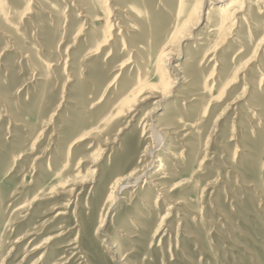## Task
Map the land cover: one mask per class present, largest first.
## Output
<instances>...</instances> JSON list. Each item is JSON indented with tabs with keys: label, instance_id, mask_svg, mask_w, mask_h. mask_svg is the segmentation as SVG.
Segmentation results:
<instances>
[{
	"label": "rangeland",
	"instance_id": "1",
	"mask_svg": "<svg viewBox=\"0 0 264 264\" xmlns=\"http://www.w3.org/2000/svg\"><path fill=\"white\" fill-rule=\"evenodd\" d=\"M57 1L70 18L58 25L45 17L42 9L50 8L40 7V0H17L13 18L22 21L28 35L23 42L26 50L33 39H47L56 25L58 48L45 54L48 60L60 57L57 66L51 65L55 71L51 88L37 79L36 66L24 57L26 50L16 51L0 35V264H264V146L258 144L259 133H253L258 118L253 108L261 100L258 91L264 83V28L251 46L242 45L249 39L248 22L243 31L240 22L227 37L218 38L219 62L209 63L208 69L213 80L217 77L212 94H222V99L213 101L195 131H188L186 120L195 119L191 117L185 119L183 139H166L164 152L171 143L172 148L170 155L157 154L169 161L161 169L160 162L148 163L145 150L153 142L138 124L152 109L151 103L141 105L132 121L121 118L123 129L107 146L106 135L96 133L97 111L90 112L94 107L87 105L89 112H78L80 99L75 94L84 87L77 83L80 77L72 59L80 60L81 35L74 37L78 25L65 29L80 17L70 16L73 6L66 5L67 0ZM205 23L184 47L196 46L195 36L203 33ZM180 57L172 63L184 71L188 67L181 63L187 56ZM230 59L237 67L225 81L223 65ZM176 72L167 65L172 79L178 78ZM183 82L181 77L174 94L191 89ZM46 90L49 101L41 105L39 98ZM90 99L99 101L96 108L103 103ZM174 100L157 107L155 115ZM194 146L200 159L186 163ZM137 169L144 176L127 186L108 209L113 181ZM160 180L163 185L154 186ZM131 190L134 195L129 196Z\"/></svg>",
	"mask_w": 264,
	"mask_h": 264
},
{
	"label": "bare ground",
	"instance_id": "2",
	"mask_svg": "<svg viewBox=\"0 0 264 264\" xmlns=\"http://www.w3.org/2000/svg\"><path fill=\"white\" fill-rule=\"evenodd\" d=\"M40 2H42L40 7L50 8V11L44 8L42 10L47 13L45 17L52 20L56 25L64 22L65 19L68 20V15H65V5L61 4L60 1L40 0ZM15 3L17 0H0V35L6 37L16 51L20 49L24 51L26 50L23 43L24 37H28V35L23 31L24 27L20 23L22 21L13 19L18 11ZM65 4L73 6L70 10V16L76 14L77 17H80L74 23L71 22L65 29V31L71 30L78 25L74 31V37L81 35L77 41V44L81 45L79 52L81 51L82 54H77L80 60L75 62L72 59V68L80 77L77 83L83 84L84 87L83 91L75 94V97L80 99L78 105L81 108L78 112H89V109H85L87 105L94 107L90 112L97 111L98 120L95 125H98L100 131L96 133L100 134V137L106 135L105 139H102L103 145L107 146L108 143H112V137L116 135L115 132L118 133L123 129L120 128L122 124L119 125L121 118H124V122L128 123L139 114L141 105L151 103L152 109L147 111V114L144 113L148 118L146 116V118L141 117L138 124L142 125L144 135L153 142L145 150L150 156L148 163L160 162L161 169L165 167L163 163H169V161L158 159L157 154L170 155L169 151L172 148L171 143L167 148L169 151L164 152L166 139L172 142L176 137L181 136L182 138L185 133L181 134V131L182 128L186 129L187 126L184 123L186 121L192 125L188 126L190 127L188 131H195L196 127L210 112L213 101L222 99V94L219 96L212 94L217 77L213 80L208 69L209 63L216 61V52L220 45L217 41L218 38H224L230 29L240 22L243 25L241 27L243 31L246 22H248L250 27H248L247 37L249 39L242 45L251 46L250 43L254 40L255 34L264 28L261 25L264 21V15L260 12L264 9V0H67ZM202 5L205 6L203 10H201ZM204 21L207 24L205 23L203 26V33L200 36H195L194 43L196 46L193 49L184 47L186 40L196 34V29L198 30ZM56 25L51 28L52 33L47 36V39L39 38L44 40L41 42L33 39L29 49L24 51V57H30L33 65L36 66L37 79L44 82V88L52 87L53 75L55 74L52 66H57L55 63L60 58L54 57L48 60L45 57V54L51 55L58 48L56 43L59 40V31ZM40 43L46 44L49 48L46 49ZM72 43L75 41H71ZM174 50L177 51L176 54ZM182 53L187 56L181 63L188 67L184 71L180 70L179 65L172 63L175 59L182 60L183 58L180 57ZM239 60L237 59V61ZM66 62L65 60L64 63ZM100 63L103 66L96 67ZM167 65L175 72L177 71L175 75L178 78L172 79L166 73ZM214 65L215 63L211 64L213 67ZM223 66H225L224 73L228 75L225 78L227 81L233 76L237 66L235 61L231 59L227 60V64ZM61 68L65 69V64ZM74 70L72 71L73 74L70 75L71 78L75 77ZM68 73L70 74V72ZM182 74L183 76H181ZM180 76L183 78L186 87L191 88L184 95L180 94L184 91L183 89L174 94ZM219 78L220 76H218ZM262 87L258 91V97L261 100L259 99L260 101L253 108L256 111L254 114L259 118L254 121L253 133H259L257 141L261 148L264 146V124H262L264 122H260L264 119V83ZM94 90L97 93L93 96ZM49 92L46 90L40 96L41 105L49 101ZM91 97L103 100V103L96 108L99 101H92ZM172 97L175 100L156 116V108L162 107ZM191 117L195 119L185 121ZM80 124L81 121H77L76 125ZM83 135L79 137L80 140ZM114 142L116 141L114 140ZM190 150L191 157H187L185 162L192 164L193 161L200 159V151L195 146ZM69 153L67 152L65 155L68 156ZM142 155L144 154H141L140 157ZM137 168L140 169V167ZM139 169L113 181L109 192L111 196L114 193V198L108 209L120 199L119 195L127 186L136 184L141 180L144 171L139 172ZM143 170H145L144 166ZM165 177L162 176L160 179ZM163 183L160 180L154 186L163 185ZM256 188H258L257 185ZM142 189L141 186L139 192ZM133 192L134 190H131L129 196L134 195ZM148 195L151 196V193L149 192ZM143 199L146 200V195Z\"/></svg>",
	"mask_w": 264,
	"mask_h": 264
}]
</instances>
